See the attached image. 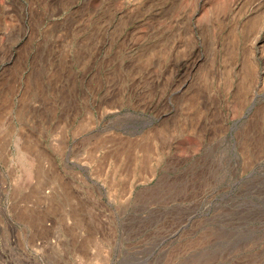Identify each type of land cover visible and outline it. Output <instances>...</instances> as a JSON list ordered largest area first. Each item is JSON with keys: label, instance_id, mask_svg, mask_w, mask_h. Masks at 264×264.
<instances>
[{"label": "rangeland", "instance_id": "1", "mask_svg": "<svg viewBox=\"0 0 264 264\" xmlns=\"http://www.w3.org/2000/svg\"><path fill=\"white\" fill-rule=\"evenodd\" d=\"M6 4L0 264H264V0Z\"/></svg>", "mask_w": 264, "mask_h": 264}, {"label": "crops", "instance_id": "2", "mask_svg": "<svg viewBox=\"0 0 264 264\" xmlns=\"http://www.w3.org/2000/svg\"><path fill=\"white\" fill-rule=\"evenodd\" d=\"M9 1L0 0V70L4 67L0 74V98L9 95L13 89L23 87V79L20 76L17 79L16 75L23 73L24 64H29L31 58H35L38 54L32 48L33 31L23 26L21 18L18 23L13 24L10 18L11 13L6 6ZM21 11L18 12L19 17H22ZM26 40L28 42L25 50H22L21 45ZM13 53H15V58L11 60ZM30 87H36V85H30ZM3 111L7 110L0 108V112Z\"/></svg>", "mask_w": 264, "mask_h": 264}, {"label": "bare ground", "instance_id": "3", "mask_svg": "<svg viewBox=\"0 0 264 264\" xmlns=\"http://www.w3.org/2000/svg\"><path fill=\"white\" fill-rule=\"evenodd\" d=\"M19 143H20V139H16V141H15V147H16V149H17V147H18V145H19ZM20 151H17V153H19Z\"/></svg>", "mask_w": 264, "mask_h": 264}]
</instances>
